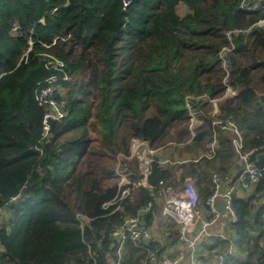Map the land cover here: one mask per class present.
<instances>
[{"label":"trees","instance_id":"trees-1","mask_svg":"<svg viewBox=\"0 0 264 264\" xmlns=\"http://www.w3.org/2000/svg\"><path fill=\"white\" fill-rule=\"evenodd\" d=\"M46 54L68 79L55 93L64 116L43 137L47 106L36 94L54 73ZM215 118L232 120L242 150L264 164V0H0V264H105L112 253L119 264L143 263L149 243L117 231L126 218L149 224L159 181L182 187L190 177L202 203L215 163L222 175L238 159ZM133 140L166 147L176 161H152V189L129 185L105 207L119 191L111 165ZM122 161L131 181L143 178L136 157ZM233 201L240 264H264V229L251 238L252 205Z\"/></svg>","mask_w":264,"mask_h":264},{"label":"built area","instance_id":"built-area-1","mask_svg":"<svg viewBox=\"0 0 264 264\" xmlns=\"http://www.w3.org/2000/svg\"><path fill=\"white\" fill-rule=\"evenodd\" d=\"M128 4V1H124V5ZM43 22V20H41ZM17 28V26H15ZM64 39L65 36H58ZM32 43V42H31ZM29 48L24 51L27 53ZM45 67L54 71L44 80V85L36 94V100L38 104H46L47 110L42 117V136L47 137L49 132L50 120H59L64 116V110L61 104L55 99V93L58 90V81L68 79V75L64 73L63 62L56 57L46 54ZM235 93L230 85H226L225 96H231ZM190 112L189 128L192 130V126L197 123L195 112L191 110V107L187 105ZM212 124L219 130L229 131L232 134L231 144L233 150L238 156V160L241 164L240 174L234 179L240 182V186L247 189L250 186H258L259 183L264 180V164L258 165L255 160L250 158L252 151H243V136L235 123L232 120L213 119ZM217 146L216 132H214L213 139L209 144L210 153L209 156L214 153ZM159 147L154 148L147 142L142 140H133L128 155L118 154L117 158L120 160L126 158L127 160L136 157L139 161V167L142 169L143 178L138 181H131L129 177V171L125 169L123 165L120 169L114 170V178L118 180L117 185L119 191L112 201L104 204L107 207L110 204L120 202L127 197L130 193V186L143 185L149 189L153 187L146 181V175L148 173L149 165L152 161H155L158 165L163 166L168 163L176 161L169 157H158L157 151ZM157 159H154V157ZM225 176L212 172L210 174V182L212 183L211 192L203 199L201 203L200 195L196 187L191 181H186L182 187H176L171 184H164L159 181L160 192L163 200L161 201V214L167 219H172L176 222L178 228V242L185 247L191 249L194 248L197 239L203 236L207 228L214 224L220 217V210L217 208V199L222 198L224 202V211L228 214L232 223L237 222L238 217L235 211L233 201L232 189L222 190V186L225 183ZM130 185V186H129ZM16 196L11 199L14 200ZM5 214V209H0V222ZM126 233L130 234L132 239L142 237L149 239L151 236L150 224L146 227L141 225V220L138 217L126 218L124 223L117 231L119 237H123ZM233 248V247H232ZM232 249L229 248L226 252L218 251L216 253L215 264H223L229 255H231ZM107 255L106 261L109 258ZM191 264H205V259L198 257L197 254L191 253ZM106 263V262H105ZM114 264L118 263L117 260ZM163 264H176L175 259H163Z\"/></svg>","mask_w":264,"mask_h":264},{"label":"crops","instance_id":"crops-1","mask_svg":"<svg viewBox=\"0 0 264 264\" xmlns=\"http://www.w3.org/2000/svg\"><path fill=\"white\" fill-rule=\"evenodd\" d=\"M157 155L161 158H177L172 157L170 151L165 150L161 146L157 151ZM260 158H264V155L260 154ZM219 167L220 165L215 163L213 172H217ZM227 168V171L222 174L226 178V181L222 186V190L232 189L233 193H235L234 196L241 198L245 203H251L252 210L250 215L252 217V221L255 222V219H257L258 222L257 225L253 223V229L247 227V230L249 231L248 234L251 238L259 236L261 227L264 229V194L259 195L256 192V186H250L245 189L240 186L239 181L234 180L241 171V164L238 159H235L233 162L228 164ZM186 181H191L193 184L192 179L188 176L185 178L184 183ZM162 200L163 197L161 201ZM222 202V198L219 197L216 205L218 206ZM169 222V219L162 216L160 206L158 212L154 213L149 222L151 236L149 239H145V241L149 243V251L146 260L141 264H163L164 258L175 259L176 264H191V253H195L198 257L204 258L205 264H215L216 253L218 251L226 252L229 248L232 249L233 253L227 257L223 264H240L246 257V253L239 250L240 238L235 233L234 226L225 211H220L219 219L207 228V231L203 236L197 239L192 251L179 243L178 240L175 243L170 244V240L167 238V233L170 232L168 228ZM109 255L110 256L105 264H114L117 260V255L113 253Z\"/></svg>","mask_w":264,"mask_h":264},{"label":"rangeland","instance_id":"rangeland-1","mask_svg":"<svg viewBox=\"0 0 264 264\" xmlns=\"http://www.w3.org/2000/svg\"><path fill=\"white\" fill-rule=\"evenodd\" d=\"M28 44H29V46L31 45V41L29 40L28 41ZM192 113H193V110H192ZM196 115V113L194 114L193 113V116H195ZM162 142H164V141H162ZM165 143H168V142H165ZM158 147V146H157ZM166 149H168V148H166L165 147V150ZM122 152H118L117 154H116V156H115V160L113 161V163H112V165H111V168H112V170L114 171L115 169H120L123 165H124V162L122 161V160H120L119 158H117V155L118 154H121ZM139 172L141 173L142 172V169L140 168V170H139ZM118 179L115 177V180L114 181H117Z\"/></svg>","mask_w":264,"mask_h":264},{"label":"water","instance_id":"water-1","mask_svg":"<svg viewBox=\"0 0 264 264\" xmlns=\"http://www.w3.org/2000/svg\"><path fill=\"white\" fill-rule=\"evenodd\" d=\"M235 193H233L234 195ZM217 208L220 210V211H224V202H222L220 205L217 206Z\"/></svg>","mask_w":264,"mask_h":264}]
</instances>
